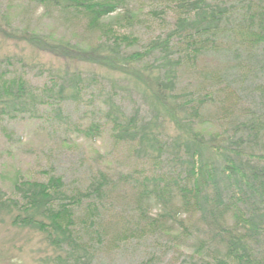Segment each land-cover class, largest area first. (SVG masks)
<instances>
[{
    "label": "trees",
    "instance_id": "1",
    "mask_svg": "<svg viewBox=\"0 0 264 264\" xmlns=\"http://www.w3.org/2000/svg\"><path fill=\"white\" fill-rule=\"evenodd\" d=\"M39 1L85 16L89 28L101 34L100 42L85 48L1 26L0 36L58 58L94 65L143 88L149 116L143 117L139 107L126 113L124 105L112 97L106 101V123L112 125L118 140L138 145V150L156 166L173 162L172 169H163L159 176L153 174V179H145V184L139 186L141 203L155 199L165 209L151 224L163 227L162 219L168 216L174 223L178 222L182 235L189 233L186 221L171 216L173 211L167 208L172 191L186 210L199 214L210 227L191 256L193 260L198 256L202 264H264V153L252 147L256 142L261 145L264 142V117L250 116L237 124L239 130L235 133L206 138L196 127L200 125L202 109L213 97H180L179 62L171 59L177 42L184 45V50L178 49L186 52L189 60L208 49L216 52L226 49L239 59L236 62L239 69L247 67L244 74L261 69L264 67V0H168L177 13L175 27L166 38L151 41L144 51L129 56L124 50L138 45L140 38L119 33L106 19L122 9L125 19L132 0ZM222 33L231 36L232 42L224 44ZM253 52L259 54L252 57ZM157 54L161 57L150 67L144 66L141 72L134 67ZM241 56L245 57L240 59ZM46 76L48 82L36 87L10 58L0 61V119H38L43 115L51 120L61 118L67 104L83 101L86 86L96 83L95 76H86L83 71L47 73L46 70ZM170 124L178 132L176 137L168 136L165 131ZM103 128V123L92 122L84 134L96 139ZM110 184L109 177L100 174L86 188L69 193L64 179L55 174H50L46 182L21 179L15 185L17 199L2 201L4 196L0 195V214H13V226L43 234L51 246L65 253L57 257V264H85L86 259L89 263L95 247L85 243L81 233L92 234L96 229V236L102 241L98 228L99 204L104 201ZM79 210L83 215H79ZM227 218H232V225ZM78 219L82 225L80 232ZM216 230L221 245L210 259L203 252L207 247L213 249Z\"/></svg>",
    "mask_w": 264,
    "mask_h": 264
},
{
    "label": "rangeland",
    "instance_id": "2",
    "mask_svg": "<svg viewBox=\"0 0 264 264\" xmlns=\"http://www.w3.org/2000/svg\"><path fill=\"white\" fill-rule=\"evenodd\" d=\"M123 13L124 9L119 10L106 20L113 23L119 33L140 38L138 45L124 50L128 56L144 51L151 41L166 38L175 27L177 17L168 0H132L125 19ZM237 16L241 18L239 14ZM0 26L62 39L85 48L96 46L101 40V34L89 28L82 14L65 12L56 5L39 0H0ZM221 37L224 44L232 42V37L225 33ZM178 47L184 50V45L176 42L171 59L179 62L177 92L180 97H213L202 109V119L196 130L206 138L221 133L227 136L225 132L231 135L239 130L237 124L242 120L250 116L264 117V67L252 70L248 75L244 74L247 67L239 69L236 64L239 59L226 49L222 52L208 49L189 60L186 52ZM258 54L253 52L252 57ZM160 57L157 54L134 67L139 71L144 66L148 68ZM181 57L182 61L178 59ZM8 58L36 87L48 82L46 70L47 73L52 70L55 73L83 71L86 76H95L93 82L96 83L86 86L83 101L68 103L61 118L51 120L43 115L38 119H0L2 201L17 199L15 185L21 179L46 182L50 174H55L64 179L66 190L74 193L86 188L100 174H105L111 184L104 201L99 204L98 228L102 241L97 238L96 229L92 234L81 233L84 242L95 247L90 262L86 259L83 263L202 264L200 257L191 258L200 240L209 233L207 229L210 227L201 216L186 210L178 195L170 190L171 200L167 204V208L173 211L170 215L185 220L190 227L184 236L178 222L174 223L168 216L162 219L163 227L151 224V220L158 219L165 210L157 200L140 202L139 186L145 184V179H153V174L172 169L173 162L156 166L138 150V145L118 140L113 135L112 125L106 123V101L112 97L124 105L126 113L130 114L139 107L143 117L149 116L143 88L94 65L58 58L26 43L7 41L0 36V61ZM92 122L104 124L96 139L84 134ZM165 131L171 137L178 134L171 124ZM262 143L256 142L252 147L264 153ZM83 206L86 207V202ZM227 220L229 225L233 224L232 218ZM12 221L13 214H0V264H57V257L60 254L65 256L51 246L43 234L15 227ZM77 222L80 232V219ZM215 237L213 249L207 247L203 252L210 259L221 245L218 236Z\"/></svg>",
    "mask_w": 264,
    "mask_h": 264
}]
</instances>
